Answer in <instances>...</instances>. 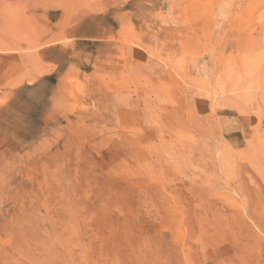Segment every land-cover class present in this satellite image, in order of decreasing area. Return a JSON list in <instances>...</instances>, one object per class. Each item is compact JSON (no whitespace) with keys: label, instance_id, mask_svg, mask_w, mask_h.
<instances>
[{"label":"rangeland","instance_id":"374dc122","mask_svg":"<svg viewBox=\"0 0 264 264\" xmlns=\"http://www.w3.org/2000/svg\"><path fill=\"white\" fill-rule=\"evenodd\" d=\"M0 264H264V0H0Z\"/></svg>","mask_w":264,"mask_h":264}]
</instances>
